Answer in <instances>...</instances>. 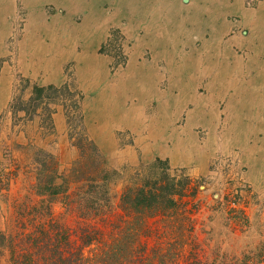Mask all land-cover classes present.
I'll return each mask as SVG.
<instances>
[{"label":"rangeland","instance_id":"374dc122","mask_svg":"<svg viewBox=\"0 0 264 264\" xmlns=\"http://www.w3.org/2000/svg\"><path fill=\"white\" fill-rule=\"evenodd\" d=\"M166 1L0 0V232L13 199H40L27 189L43 166L78 159L82 134L119 182L156 162L188 176L198 228L217 197L247 188L264 235V56L251 50L264 48V0ZM152 17L184 42L174 55H141ZM172 222L153 227L185 242Z\"/></svg>","mask_w":264,"mask_h":264},{"label":"trees","instance_id":"16d2710c","mask_svg":"<svg viewBox=\"0 0 264 264\" xmlns=\"http://www.w3.org/2000/svg\"><path fill=\"white\" fill-rule=\"evenodd\" d=\"M78 142L82 147L69 169L43 166L35 187L27 189L38 201L12 200L0 232V261L264 264V235L252 236L249 204L241 194L247 188L217 197L207 224L198 228L197 187L183 172L156 162L119 182L86 137L81 134ZM163 220L173 221L187 240H164L153 227Z\"/></svg>","mask_w":264,"mask_h":264},{"label":"crops","instance_id":"0c3cea01","mask_svg":"<svg viewBox=\"0 0 264 264\" xmlns=\"http://www.w3.org/2000/svg\"><path fill=\"white\" fill-rule=\"evenodd\" d=\"M173 1V3H172ZM177 0H167L166 1V5H170L171 8H173L175 6ZM195 2V1H194ZM193 4V3H192ZM164 4H162L163 6ZM195 5H198L197 2H195ZM165 6V5H164ZM149 10L155 7H158L155 10H160L158 3L156 4V2H150L147 4L146 6ZM203 10H207L209 7L208 6H204L203 4L201 6ZM197 7V8H199ZM150 12V11H149ZM261 20L259 22H257V26L260 25V28H262L264 26V18H262L263 13H264V8L261 9ZM167 19H163V18H155L152 17V19L150 18L148 20V22H144L143 20V30L144 32H147L150 35V39L148 42H144V44H142L141 47H144L141 50V55L143 54V50L145 51L146 49H148V53L150 56H157V55H162V56H169V55H174L176 50L179 49L180 45H183L184 42L181 41L180 38L176 37L174 35V29H172V26H169L168 22H166ZM141 24L140 22H135L134 25H139ZM136 32V31H135ZM192 33V32H190ZM166 34L167 38L164 37V35ZM193 38L194 37H190L187 41L186 44H191L193 43ZM135 41H138L137 38H135ZM0 40H2V3H0ZM145 43H150V46L148 47L147 45H145ZM183 49V48H182ZM196 50V48H195ZM252 51H254L253 55H260V56H264V48H256V49H251ZM4 90H2L3 92ZM0 91V100L2 99L3 102H5V94H3ZM181 101H184L181 99ZM186 101V100H185Z\"/></svg>","mask_w":264,"mask_h":264}]
</instances>
